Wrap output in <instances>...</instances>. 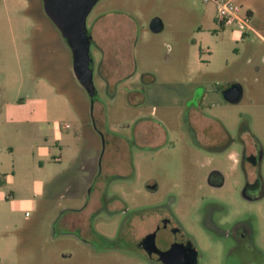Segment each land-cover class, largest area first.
<instances>
[{"label":"rangeland","instance_id":"374dc122","mask_svg":"<svg viewBox=\"0 0 264 264\" xmlns=\"http://www.w3.org/2000/svg\"><path fill=\"white\" fill-rule=\"evenodd\" d=\"M234 2L242 14L251 10L255 31L222 27L215 6L204 0H99L87 19L89 32L101 19L98 45H91L92 102L42 0H0V264H139L124 253L96 254L57 226L84 208L99 180L125 205L124 214L119 206L96 215L97 230L109 237L138 206L191 201L174 208L187 221L206 195L224 201L222 216L250 223L264 251V188L251 195L254 201H244L241 167L233 177L237 188H207L210 154L218 149L194 143L189 118L201 107L209 123L221 121L233 135L257 142L264 185V0ZM154 19L162 22L159 32L151 30ZM241 29L247 35L236 39ZM103 47L130 73L110 87L99 71ZM231 83L245 88L239 104L219 96ZM50 120L69 130L50 134ZM147 124L158 136H145ZM137 131L143 134L136 140ZM54 139L62 156L42 169L37 151L54 147ZM106 168L119 171L112 175ZM153 183L157 193L147 189Z\"/></svg>","mask_w":264,"mask_h":264},{"label":"flooded vegetation","instance_id":"af4514ba","mask_svg":"<svg viewBox=\"0 0 264 264\" xmlns=\"http://www.w3.org/2000/svg\"><path fill=\"white\" fill-rule=\"evenodd\" d=\"M100 22L101 19H98L97 24L99 25ZM96 27L91 32L88 28L86 31L90 46L93 43L98 45L95 35ZM246 34L247 32H244L243 37ZM105 55L100 66V74L109 76L130 74L126 71L125 63L121 59L120 63L113 62L109 66L104 64ZM92 64L91 57L90 69L93 71ZM231 87L241 90V100L236 104L241 103L246 95L242 84H229L227 88L219 92V96L229 102L226 100L225 92ZM189 118L193 122L194 143L203 148L218 149L217 152L210 154L209 162L212 168L205 180L206 187L212 191H221L228 186L237 188L238 180L233 177L237 176L236 172L241 167L242 177L245 179L242 189L244 201H254L251 195L264 188L259 173L262 158L259 144L248 141L247 134L244 136L245 133L233 135L221 121L216 125L209 123L208 116L201 107L191 110ZM146 127L148 131L144 133L145 136H158L153 126L147 124ZM249 133L251 134L250 130ZM141 134L143 132L140 135L138 131L136 132V140ZM202 164L206 165L204 162ZM105 170L112 175H116L119 171L115 168ZM94 187L96 192L89 193L84 208L62 219L57 226L65 229L64 235L91 247L96 254L124 253L133 257L139 264H238V258L246 264H260L264 260V251L255 242L251 224L238 221L237 218L230 219L222 216V211L227 210V207L223 205L224 201L211 200L210 196L206 195H201V199L197 200L193 206L185 205L195 207L193 215L187 218V221L176 216L174 208L180 203H191V201L176 202L171 199L166 200V204L156 200L149 209L138 206V212L134 217L122 222L117 236L109 237L97 230L95 217L97 218L96 215L102 211L108 214L120 211L119 206L123 207L122 214H124L125 205L118 197L112 199L102 184L96 183ZM147 189L157 193L159 187L153 183L148 185ZM208 208L212 209L208 210ZM101 245L104 246L101 247Z\"/></svg>","mask_w":264,"mask_h":264},{"label":"water","instance_id":"95a60500","mask_svg":"<svg viewBox=\"0 0 264 264\" xmlns=\"http://www.w3.org/2000/svg\"><path fill=\"white\" fill-rule=\"evenodd\" d=\"M98 0H42L46 16L61 34L71 50L73 72L81 86L89 94L92 102L96 95L93 71L90 69V42L86 38L88 15ZM163 28L159 19L151 23V30L159 32ZM226 100L236 104L241 100V90L231 87L225 92Z\"/></svg>","mask_w":264,"mask_h":264},{"label":"crops","instance_id":"0c3cea01","mask_svg":"<svg viewBox=\"0 0 264 264\" xmlns=\"http://www.w3.org/2000/svg\"><path fill=\"white\" fill-rule=\"evenodd\" d=\"M251 15H253V13L251 12V10H249ZM261 29L264 30V26L261 25ZM242 30V29H241ZM253 31H255L253 29ZM244 30H242L240 33H233V36L237 39L239 38V36H242L243 37V34H244ZM95 35H96V39L98 38L99 36V31H95ZM247 35V34H246ZM245 35V36H246ZM111 48H104L103 47V50L105 51V60H104V64L106 65H111V63H120V58H112L111 57V51H110ZM105 76V82L107 83L108 87L114 85V83L116 82H119L121 81V77L125 76V75H121V76H118V75H104ZM44 108V107H42ZM210 122L211 123H215V119L213 118H209ZM69 126V125H67ZM45 130L48 131L50 134L52 133H55L57 134L58 132H62L63 130H69L66 129V126L62 127L61 123L57 120H50V122H47V125L45 127ZM54 134V135H55ZM44 139H45V142L48 143V139H49V136L48 135H45L44 136ZM55 142V146L54 147H46V146H41L38 151H37V160H38V164L39 166L44 169V168H47V167H52V163L53 162H59L62 156V148H61V145H60V142H58L59 140H53V142ZM35 156V155H34ZM100 180L98 181V184H99ZM33 206V205H32Z\"/></svg>","mask_w":264,"mask_h":264},{"label":"built area","instance_id":"2783aa9c","mask_svg":"<svg viewBox=\"0 0 264 264\" xmlns=\"http://www.w3.org/2000/svg\"><path fill=\"white\" fill-rule=\"evenodd\" d=\"M205 3H212L217 13V21L224 27L251 28V13L242 14V9L235 4L234 0H204ZM243 30V29H242ZM69 126H66L68 129Z\"/></svg>","mask_w":264,"mask_h":264},{"label":"trees","instance_id":"16d2710c","mask_svg":"<svg viewBox=\"0 0 264 264\" xmlns=\"http://www.w3.org/2000/svg\"><path fill=\"white\" fill-rule=\"evenodd\" d=\"M222 27H224V26L222 25Z\"/></svg>","mask_w":264,"mask_h":264}]
</instances>
